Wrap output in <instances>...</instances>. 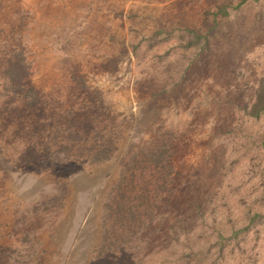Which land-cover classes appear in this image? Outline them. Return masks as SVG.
Returning <instances> with one entry per match:
<instances>
[{"label":"rangeland","instance_id":"374dc122","mask_svg":"<svg viewBox=\"0 0 264 264\" xmlns=\"http://www.w3.org/2000/svg\"><path fill=\"white\" fill-rule=\"evenodd\" d=\"M241 1L0 0V264H264V0Z\"/></svg>","mask_w":264,"mask_h":264},{"label":"trees","instance_id":"16d2710c","mask_svg":"<svg viewBox=\"0 0 264 264\" xmlns=\"http://www.w3.org/2000/svg\"><path fill=\"white\" fill-rule=\"evenodd\" d=\"M246 0H242L238 5L237 8H239ZM215 16L216 15H228L229 11L227 10V6L224 5L222 7H220L218 9V11L216 13H214ZM190 32H192L196 39L198 41L205 39V43L206 45H208L209 43V38L208 35L205 34H199L197 33L194 29L189 30ZM251 99H248L245 103H244V110L245 113L252 117V118H260L261 116L264 115V76L260 79L259 84L255 90V93L253 94V97H250ZM108 143V142H107ZM107 143H95V146H92L91 149V154H95L97 156H102L104 155L106 159L110 158L111 155L114 153V151L117 149V147L113 146L114 142H111L110 144ZM74 146H72L73 148ZM161 150V149H160ZM153 151V155L154 156H162L164 152H168V150L166 151ZM165 155V154H164ZM104 160V159H103ZM165 163L169 166H172V162L173 159H171L170 157L166 156V158L164 159ZM160 163V162H159ZM257 217H260L261 214H256Z\"/></svg>","mask_w":264,"mask_h":264}]
</instances>
